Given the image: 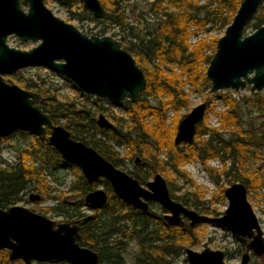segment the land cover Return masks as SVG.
<instances>
[{"label":"trees","instance_id":"1","mask_svg":"<svg viewBox=\"0 0 264 264\" xmlns=\"http://www.w3.org/2000/svg\"><path fill=\"white\" fill-rule=\"evenodd\" d=\"M124 1L100 0L106 12L104 19L93 18L81 0H77L80 3L79 11L70 12L81 21L108 23L118 26L121 31L126 28L128 30L127 34L122 33L116 40L134 57L136 64L143 70L145 87L136 101L124 99L123 106L128 120L122 125L112 123L111 128H100L96 118L103 112V103L107 100L84 94L74 85L78 94L86 98L92 97V101L61 99L57 92H50L43 86L44 79L40 77L17 81L23 88L38 93V105L54 124L64 126L73 138L92 146L115 166L119 167L126 158L129 160L139 158V163L127 172L141 184L156 173H160L166 178L174 199L199 213L216 214V209L212 206L220 197L222 198L226 188L219 184L221 175L227 184L236 181L243 183L247 192L264 185L259 169L249 170L245 167L249 154L251 152L258 154L255 149L264 148V120L256 125L244 118L238 100L232 97L230 92H225L221 97L226 107L216 112L215 126L208 122V113L214 104L206 100L204 117L196 124L192 142L175 145L173 138L178 122L185 115L180 113V110L191 109L185 86L192 84L197 89L202 85L210 87L205 71L215 52L219 37L213 34L200 37L198 29L204 28L207 33L217 24L218 28H225L231 22L241 0H215L214 5L206 2L200 4L199 0H145L146 10L160 17L153 23L146 22L147 30L141 35L134 31V25L128 24ZM62 3L69 8L73 4L71 0H64ZM136 7L137 4H134L132 11H135ZM141 14L137 12V17ZM262 24L264 2L246 27L250 25L259 27ZM191 27L195 29L190 30ZM104 34V28L98 31V35ZM191 35L197 37L193 43L189 41ZM134 38L138 39L137 42H133ZM152 56H160L175 63L182 74L175 70L166 73L158 63L148 65L145 60ZM8 80L13 82L16 79L11 77ZM253 93L257 95L255 103L259 107L262 106L264 94ZM151 98L157 102L150 103ZM242 99L246 102L249 100L247 97ZM168 110L174 113L171 117L173 123L171 127L166 123ZM48 133L49 129L46 128L43 135L33 136L30 145L17 148V160L11 165L0 166L1 208L18 203L29 190L37 191L41 196L40 201L47 198L55 199L57 204L45 209L54 210L62 215L64 221L80 226V244L92 248L99 254V264H128L123 258V251L130 240H136L140 246L139 255L133 264H168L182 254L187 245L200 244L202 228L189 227L187 224L171 225L162 218L161 213L155 214L151 209L147 213L142 212L119 198L113 200L114 194L110 184L103 178L89 184L79 168L65 162L49 144ZM225 133L228 134L227 137L224 136ZM111 142L124 149L122 156ZM211 159L219 162L221 165L219 170L208 164ZM195 160H199L207 168L218 186L217 191H213L206 199L207 189L198 185L183 169V165ZM59 164L70 167L79 182L72 181L67 191L52 196L49 194L50 187L46 184L44 176L51 174V170ZM174 174L182 178L192 189L176 194ZM98 182L103 183L104 189L108 190V199L103 208L108 211L107 215L101 218L99 214L103 210H96L90 220L82 223L81 218L85 215L80 210L84 205L83 196L94 189ZM69 192L78 199L70 202L66 196ZM126 222L130 225L127 226ZM241 241L244 245V240ZM262 260L264 263V258ZM0 264H12L6 249H0Z\"/></svg>","mask_w":264,"mask_h":264},{"label":"water","instance_id":"2","mask_svg":"<svg viewBox=\"0 0 264 264\" xmlns=\"http://www.w3.org/2000/svg\"><path fill=\"white\" fill-rule=\"evenodd\" d=\"M0 0V138L16 131L41 136L49 129L47 140L61 158L81 171L93 184L107 180L113 194L124 203L147 212L148 201H157L167 212L163 218L172 225L189 227L212 222L232 234L246 238L245 251L236 263L224 261V252L205 247L200 251L184 248L181 264H248L250 253L264 255V236L258 219L247 200L246 186L236 181L224 189L227 205L220 216L209 217L187 207L171 196L166 178L156 173L145 185L118 168L92 146L75 139L61 124H54L38 105V93L3 79L26 67L38 66L60 73L82 93L118 103L128 98L137 100L145 87V75L134 57L109 35H87L74 24L56 16L44 0ZM93 18L104 19L106 12L100 0H81ZM264 0H241L231 22L218 38L215 52L207 67L210 91L244 88L264 90V24L244 34ZM20 41H38L30 49L7 43L8 36ZM206 103L193 106L177 124L175 145L191 143L196 124L204 117ZM100 128H111V121L99 113ZM41 198L37 192L30 201ZM108 199L103 188H94L83 196L91 210H101ZM93 214H87L88 221ZM0 249L8 251L12 262L22 260L67 264H99V254L80 244L77 224L56 222L46 215L23 205L0 207Z\"/></svg>","mask_w":264,"mask_h":264},{"label":"rangeland","instance_id":"3","mask_svg":"<svg viewBox=\"0 0 264 264\" xmlns=\"http://www.w3.org/2000/svg\"><path fill=\"white\" fill-rule=\"evenodd\" d=\"M72 1V7H67L66 4H63L60 2V0H44L45 5L52 10V12L62 18L63 20L70 22L74 24L80 31L87 35H98V31L101 29H105L104 35H109L115 40L117 38L121 37V34H127L128 30L127 28L124 31H121L118 26L110 25L108 23L101 24L96 23L92 20H79L77 16L72 15L70 12H77L79 11L80 3L77 2V0H71ZM211 3L212 5L215 4V0H199V3ZM82 3V2H81ZM137 4V7L135 11H132L133 5ZM124 9L125 14L127 18V22L129 25H134L135 29L134 31L137 32L139 35L144 33L147 30V27L145 26L146 22L153 23L156 21L160 15L154 14L147 9V4L145 3V0H125L124 3ZM22 8L26 10L27 5L26 3H22ZM138 9V10H137ZM173 9V8H172ZM137 12L141 14L137 17ZM201 14V13H200ZM254 22V21H253ZM256 25H250L249 27H246V30L244 34H248L253 32L256 29ZM190 30L195 29V27L189 28ZM225 28H218V24L211 29L210 32H205L204 28H199L198 33L200 37L207 36L208 34H213L215 36L220 37L224 33ZM129 35V34H128ZM101 36V35H98ZM197 37L194 35H191L189 37V41L193 43ZM137 38L133 39V42H137ZM7 43L10 46L20 48V49H30L34 45L38 43V41H20L15 35L8 36ZM148 65H153L155 63L159 64V67L163 68L166 73H170L171 70H175L178 74H182V71L176 68V64L169 62L167 60H164L163 57L160 58V56H152L147 57L146 60ZM149 61V62H148ZM162 61V62H161ZM11 77H15V81L11 82L8 79ZM42 78L44 79L43 86L48 88L50 92H57L59 97L61 99H70L74 98L77 101L87 102L92 101V97L86 98L85 96H81L77 93V91L73 87V83L68 80L66 77L61 75L60 73H57L56 71L44 68V67H38V66H32V67H26L21 70H18L17 72L13 74H6L3 76V79L9 83H15L22 87V85L17 81L19 80H25L27 78ZM210 84V82L208 81ZM23 88V87H22ZM32 90V89H31ZM185 90L189 94V100L191 102L189 108H192L193 106L201 103L210 101L214 104L213 109L208 113V122L211 126H215L217 124V116L216 112L220 110H224L226 107V104L221 97V94L225 92H230L231 96L234 97L236 100H238V103L241 108V112L244 116V118L249 119L252 123L258 125L262 120H264V104L262 106H258L255 103V98L257 95H255L253 92H259L260 94H264V90L261 91H255L251 89L250 84H246L244 88H239L237 90L233 89H226V90H219L215 92L210 91V87H207L206 85L200 86V88H194L192 84H187L185 86ZM33 91V90H32ZM211 92V94L209 93ZM247 97L249 100L246 102L242 98ZM124 101V100H123ZM123 101L120 103L113 104L112 102H109L108 100L103 103L104 110L103 113L110 121L111 123L122 125L124 121L128 120V116L126 115L124 111ZM150 103L155 104L157 100L151 98L149 99ZM188 111L186 109L180 110V113L186 114ZM174 115V113L171 110H168L166 112V123L171 127L173 125L171 121V117ZM183 118V117H182ZM114 119V120H113ZM225 137L228 136L227 133L224 135ZM33 139V135H30L29 133H22V131H16L9 136L4 137V139H0V166H8L11 165L15 160L18 158V151L17 148H24L31 144V140ZM111 144L115 147V149L119 152L120 156L123 155L124 149L121 146L114 145L113 142ZM258 154H253L251 152L249 156L247 157V161L245 164V167L249 170L252 168L259 169V172L261 171V178L264 179V148H256L255 149ZM134 159L129 160L125 159L123 163L119 165L118 168L124 170V171H130L133 169L134 166ZM208 164L211 167H214L216 169H220L221 165L216 159H211L208 161ZM183 169L187 171L190 175V177L201 187L206 188L207 192L205 193V199L208 198L211 193L214 191H217V184L215 183V180L213 177L208 173L207 168L199 161L195 160L192 162H188L185 165H183ZM46 179V184L50 187V195H58L61 192L67 191L69 189V186L72 181H75L76 183L79 182V179H77L76 174L72 171V169L68 166H64L62 164H59L56 168L51 170V174L44 176ZM150 177L149 179H151ZM174 184L177 186L175 193L181 194L185 190H191L192 188L188 187L182 180V178L177 177L174 174ZM223 184L224 187L229 186L230 184L225 183L224 176H220V183ZM95 188H103L104 184L101 182L96 183ZM105 190V189H104ZM108 193V190H106ZM31 192H37L35 190H29L24 193L23 198L21 201H19L16 204L23 205L25 207H28L30 209H34L35 211L42 213L46 215L47 217L55 220L60 221L63 219L62 215L57 214L54 210H45V208L53 207L57 204V201L53 198H47L43 201H30L28 199V195ZM38 193V192H37ZM69 198L70 202H74L78 198L75 195H72V192L67 193L66 195ZM117 198L115 195L113 196V200ZM247 200L252 206V209L258 219L259 225L262 229L263 236H264V185H262L259 189L256 190H250L247 192ZM14 205V204H13ZM227 205V200L222 196L220 197L212 207L216 209V214H211L208 216H220L225 207ZM8 207V206H7ZM81 212L85 214H95L94 211H92L89 206H86L85 204L81 207ZM103 211L99 214V217L103 218L107 215V212L105 209H102ZM152 211L155 214H159L160 212V206L154 205L152 206ZM127 226H129V222H126ZM187 224V222H186ZM196 227L202 228L203 233L201 237V242L198 246H189L194 250L200 251L201 249L205 247H209L211 249H220L224 251V261L228 263H236L240 260L241 254L245 251V243L246 239L242 238L240 236L232 234L230 231H228L225 228H222L221 226L214 224L212 222L207 223H201L199 225H196ZM241 239H244V245ZM140 252V246L136 240H130L126 244L124 251H123V258L125 259V262L128 264H133L135 261V258L137 255H139ZM184 256V253L180 254L176 258H174L170 263L168 264H181L182 258ZM250 261L248 264H264L262 261V258H264V255L262 256H254L252 253H250ZM12 264H25L23 262H19V260H15L11 262ZM30 264H40V263H30Z\"/></svg>","mask_w":264,"mask_h":264},{"label":"flooded vegetation","instance_id":"4","mask_svg":"<svg viewBox=\"0 0 264 264\" xmlns=\"http://www.w3.org/2000/svg\"><path fill=\"white\" fill-rule=\"evenodd\" d=\"M23 1V2H22ZM64 0H60V2L62 3ZM22 3H25V1L24 0H21L20 1V5H22ZM139 158H137V159H135L134 160V165L135 164H138L139 163ZM134 167V166H133ZM132 170V169H131ZM127 172V171H126ZM128 173V172H127ZM129 174V173H128ZM133 177V176H132ZM148 180H150V179H148ZM147 180V181H148ZM146 181V182H147ZM145 182V183H146ZM145 183L143 184V185H145ZM169 186V185H168ZM111 187V186H110ZM106 191V190H105ZM107 192V191H106ZM108 194V193H107ZM172 196V195H171ZM40 200V199H39ZM15 205V204H14ZM154 205H159L160 206V212H161V214H162V218H163V216H164V214L167 212L164 208H162L161 207V205L157 202V201H148V206H149V209H148V211L147 212H149L150 211V209H151V211H152V206H154ZM11 206V205H10ZM5 208H7V207H5ZM5 208H3V209H5ZM135 208V207H134ZM30 209V208H29ZM137 209V208H136ZM31 210H33V211H35L33 208L31 209ZM46 210V209H45ZM139 210V209H138ZM92 211H96V210H92ZM140 211H142V210H140ZM196 211V210H195ZM37 212V211H36ZM142 212H144V211H142ZM146 212V213H147ZM153 212V211H152ZM154 213V212H153ZM199 213V212H198ZM203 214V213H202ZM87 214H85L82 218H81V222L82 223H85V222H87V221H83V218L86 216ZM207 215V214H206ZM93 216H94V214H93ZM209 217H215V216H209ZM164 219V218H163ZM165 220V219H164ZM67 222V221H64L63 219L62 220H60V221H58V222ZM57 222V221H56ZM186 222H187V225H188V220L185 218L184 219V221H183V223L182 224H186ZM168 223V222H167ZM71 224H74V223H71ZM78 225V224H77ZM172 225V224H171ZM179 225V224H178ZM199 225V224H198ZM79 226V225H78ZM189 226V225H188ZM195 227V226H194ZM79 229H80V226H79ZM243 238V237H242ZM246 239V238H245ZM244 240V239H243ZM246 243H247V239H246ZM246 243H245V247H246ZM220 250V249H219ZM224 252V251H223ZM183 253H184V249H183ZM185 255V254H184ZM184 257V256H183ZM183 259V258H182ZM19 262H23L22 260H20L19 259ZM33 262H36V261H32L31 263H33ZM24 263V262H23ZM36 263H40V264H58V263H49V262H36ZM61 263H65V262H61ZM30 264V263H29ZM67 264V263H66ZM172 264H175V263H172Z\"/></svg>","mask_w":264,"mask_h":264}]
</instances>
